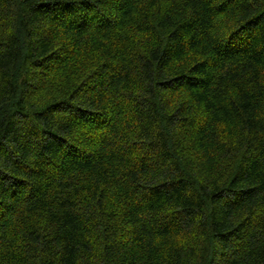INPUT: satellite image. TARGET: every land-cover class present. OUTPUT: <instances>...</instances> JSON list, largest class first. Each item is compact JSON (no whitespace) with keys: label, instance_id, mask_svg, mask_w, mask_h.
<instances>
[{"label":"trees","instance_id":"trees-1","mask_svg":"<svg viewBox=\"0 0 264 264\" xmlns=\"http://www.w3.org/2000/svg\"><path fill=\"white\" fill-rule=\"evenodd\" d=\"M0 264H264V0H0Z\"/></svg>","mask_w":264,"mask_h":264}]
</instances>
